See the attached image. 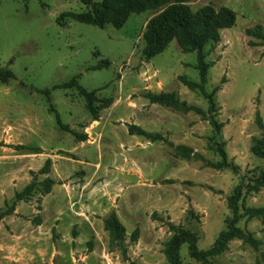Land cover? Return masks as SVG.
I'll return each mask as SVG.
<instances>
[{
    "label": "rangeland",
    "instance_id": "rangeland-1",
    "mask_svg": "<svg viewBox=\"0 0 264 264\" xmlns=\"http://www.w3.org/2000/svg\"><path fill=\"white\" fill-rule=\"evenodd\" d=\"M178 3L229 7L237 16L204 48L205 92L183 82L201 83V75L197 51L178 38L149 61L143 55L148 22ZM88 9L81 0H0V67L12 72L0 80V208L30 182L54 181L0 221V264H169L171 225L209 249L240 182L242 207H264V187L252 182L264 169L252 150L264 138V0H162L122 27L70 15ZM73 78L92 99L62 87ZM161 92L201 111L153 102L150 94ZM220 147L228 167L215 166L224 161ZM112 212L126 226V253L105 229ZM238 225L263 244L236 238L200 261L185 243L183 264H264V212Z\"/></svg>",
    "mask_w": 264,
    "mask_h": 264
},
{
    "label": "trees",
    "instance_id": "trees-1",
    "mask_svg": "<svg viewBox=\"0 0 264 264\" xmlns=\"http://www.w3.org/2000/svg\"><path fill=\"white\" fill-rule=\"evenodd\" d=\"M89 9L82 12H71L70 15L77 21L104 27L107 23H113L116 27H122L130 14L141 12L147 7L158 4L162 0H81ZM180 2L186 0H179ZM237 16L234 10L229 7L216 9L211 5H206L193 11L187 4L178 3L170 6L162 13L152 18L144 34L146 45L143 55L146 60H151L156 55L162 53L174 38H178L185 51H197L198 68L201 75V83H196L187 77L182 76L183 82L191 89H200L205 92V83L207 82L208 63L205 61L204 48L209 43H216L220 39V31L224 28H230L236 24ZM12 76L8 69L0 67V80L6 81ZM62 87H77L82 94L92 99L94 92H89L82 87L77 78L65 82ZM153 102L172 106L174 108H184L187 110L199 108L186 103H181L174 93L161 92L150 94ZM210 100V123L216 131L221 129L222 124L216 120V102L213 95H209ZM91 106V105H90ZM91 109L92 106H91ZM260 124L263 126L262 122ZM135 128V127H134ZM219 152L223 162L215 166H229L227 161V152L220 147ZM252 150L255 155L264 158V138L258 139L253 145ZM51 161L47 160L41 173L49 172ZM233 168H238L233 165ZM253 189L258 190L264 187V169L257 171L252 179ZM53 179L46 178L42 183L36 180L30 182L21 191H17L11 200L5 202L4 207L0 208V221L16 210L18 202L28 200L40 185H44V192L51 190ZM245 182H240L228 197V205L231 215L225 220V228L221 230L214 244L209 249H199L197 246L198 236L195 232L184 228L182 225H171L174 233L166 242L165 255L169 264H183L181 257V247L183 244H189L190 255L200 261H206L210 256L219 255L228 250L229 242L233 239H242L255 248L263 244V240L254 236L253 232L240 227L238 224L245 216L248 218L257 217L263 214L264 207H245L241 205ZM105 229L109 232L110 243L118 245L126 253L124 242L127 236V230L124 223L120 220L116 212H112L105 219ZM137 239V231L132 236V240Z\"/></svg>",
    "mask_w": 264,
    "mask_h": 264
}]
</instances>
